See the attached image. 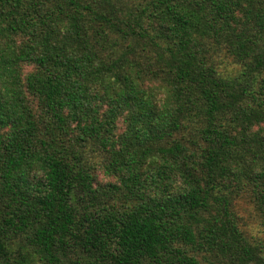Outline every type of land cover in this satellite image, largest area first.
Returning <instances> with one entry per match:
<instances>
[{"label":"trees","instance_id":"1","mask_svg":"<svg viewBox=\"0 0 264 264\" xmlns=\"http://www.w3.org/2000/svg\"><path fill=\"white\" fill-rule=\"evenodd\" d=\"M242 199L264 0H0V264H264Z\"/></svg>","mask_w":264,"mask_h":264},{"label":"rangeland","instance_id":"2","mask_svg":"<svg viewBox=\"0 0 264 264\" xmlns=\"http://www.w3.org/2000/svg\"><path fill=\"white\" fill-rule=\"evenodd\" d=\"M228 71L235 72L236 70L229 67ZM99 179L100 181L105 180L102 176ZM235 209L242 219L241 227L251 243L260 241L264 245V228L259 224L258 214L253 204L248 199H242L237 202Z\"/></svg>","mask_w":264,"mask_h":264}]
</instances>
